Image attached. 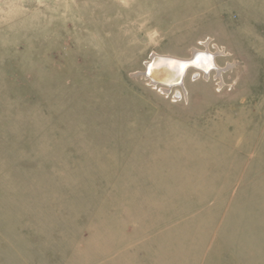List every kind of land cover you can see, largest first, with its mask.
Here are the masks:
<instances>
[{"label":"rangeland","instance_id":"374dc122","mask_svg":"<svg viewBox=\"0 0 264 264\" xmlns=\"http://www.w3.org/2000/svg\"><path fill=\"white\" fill-rule=\"evenodd\" d=\"M0 264H264V0H0Z\"/></svg>","mask_w":264,"mask_h":264},{"label":"water","instance_id":"95a60500","mask_svg":"<svg viewBox=\"0 0 264 264\" xmlns=\"http://www.w3.org/2000/svg\"><path fill=\"white\" fill-rule=\"evenodd\" d=\"M215 56L216 53L206 49H193L188 58L152 54L145 62L144 71L137 72L133 76H142L151 84L170 89L183 85L184 77L189 69H194L195 75L202 73L204 76H208L211 70L221 72L215 62Z\"/></svg>","mask_w":264,"mask_h":264},{"label":"bare ground","instance_id":"6f19581e","mask_svg":"<svg viewBox=\"0 0 264 264\" xmlns=\"http://www.w3.org/2000/svg\"><path fill=\"white\" fill-rule=\"evenodd\" d=\"M205 77H207V76H205ZM168 89H169V88H166V87H165V90H166V91H167Z\"/></svg>","mask_w":264,"mask_h":264}]
</instances>
